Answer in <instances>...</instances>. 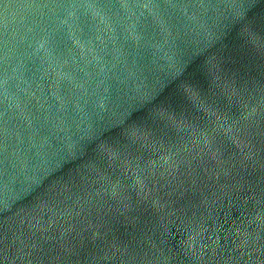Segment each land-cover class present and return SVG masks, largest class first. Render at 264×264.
<instances>
[{
  "label": "water",
  "instance_id": "95a60500",
  "mask_svg": "<svg viewBox=\"0 0 264 264\" xmlns=\"http://www.w3.org/2000/svg\"><path fill=\"white\" fill-rule=\"evenodd\" d=\"M0 264H264V0H0Z\"/></svg>",
  "mask_w": 264,
  "mask_h": 264
}]
</instances>
